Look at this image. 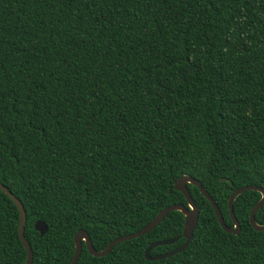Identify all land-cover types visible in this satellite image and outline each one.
<instances>
[{
    "label": "trees",
    "instance_id": "trees-1",
    "mask_svg": "<svg viewBox=\"0 0 264 264\" xmlns=\"http://www.w3.org/2000/svg\"><path fill=\"white\" fill-rule=\"evenodd\" d=\"M181 175L230 227L229 194L264 189V0H0V183L24 210L31 264H67L78 229L101 250L187 207ZM186 188L198 215L182 250L143 258L183 241L171 210L102 256L81 241L75 264H264V230L248 222L259 192L233 198L232 234ZM17 223L0 190V264H24Z\"/></svg>",
    "mask_w": 264,
    "mask_h": 264
},
{
    "label": "water",
    "instance_id": "water-1",
    "mask_svg": "<svg viewBox=\"0 0 264 264\" xmlns=\"http://www.w3.org/2000/svg\"><path fill=\"white\" fill-rule=\"evenodd\" d=\"M186 183H189V184L196 186L198 191L209 202V204L213 210L214 216L216 218V221L218 222L221 229L227 233H232V234H236L239 231V224H238V222H237V220H236V218L232 212V200H233V198L245 190H255V191L259 192L260 193L259 200L251 207V209L248 213V222L254 230H257V231L264 230V224L258 225L254 222V219H253L255 211L260 207V205L264 201V189L263 188H261L259 186H254V185H244V186H241L239 188H236L235 190H233L229 194V196L227 198V211H228L229 219H230L231 224H232V226L230 227V226H227L223 222L220 211L218 210L214 200L209 196V194L206 192V190L201 186L200 182L196 179H193L190 176L181 175L174 181L172 188L180 191L183 194L187 207L180 204V203L167 205V206L161 208L154 215V217L150 221H148L144 226H142L138 230L133 231L131 233H126V234L114 237L101 250H95L90 243V240H89V237H88L86 231H84L82 229H78L74 233L73 238H72V240H73V253H72V256H71V258L67 264H75L79 254H80L81 241L83 242L86 251L90 255L95 256V257L102 256V255L106 254L112 248V246H114L116 243H118L120 241L127 240V239H132V238L138 237V236L146 233L147 231L151 230L171 210H178L183 215V228H182V231L180 234V236H182V238H183V241L181 242L180 245H178L174 249H172L168 252H165V253L158 254V255H149L148 252L152 247H154L156 245H160V244L172 243L176 238L157 240V241L150 242L143 250V258L146 260H156V259H160V258L170 256V255L182 250L188 244V241L190 240V237L192 235V231L196 225L197 215H198V208L193 203V201L189 195V192L186 188ZM0 190L3 191L12 200V202L14 203V205L17 208V211H18V223H17V231H16L17 237H18L20 244L25 249L26 256H25L24 264H31V261H32L31 250H30L28 243L26 242V240L23 237V225L25 222V213H24V210L22 208V205L20 204L19 200L14 195H12L6 189V187L3 186L1 183H0ZM33 229L35 231H37L39 235H42L46 230V225L41 220H35L33 223Z\"/></svg>",
    "mask_w": 264,
    "mask_h": 264
}]
</instances>
